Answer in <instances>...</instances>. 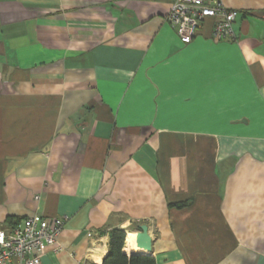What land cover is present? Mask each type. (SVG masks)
<instances>
[{
    "label": "crops",
    "instance_id": "0c3cea01",
    "mask_svg": "<svg viewBox=\"0 0 264 264\" xmlns=\"http://www.w3.org/2000/svg\"><path fill=\"white\" fill-rule=\"evenodd\" d=\"M175 1L0 0V228L68 217L40 264L140 225L156 264H264V0L188 44Z\"/></svg>",
    "mask_w": 264,
    "mask_h": 264
},
{
    "label": "built area",
    "instance_id": "2783aa9c",
    "mask_svg": "<svg viewBox=\"0 0 264 264\" xmlns=\"http://www.w3.org/2000/svg\"><path fill=\"white\" fill-rule=\"evenodd\" d=\"M236 10L226 9L219 0H176L166 17L182 44L197 35L206 20H213L212 37L233 40V24L239 17ZM68 217H28L15 225L0 228V264H40L47 246L52 245Z\"/></svg>",
    "mask_w": 264,
    "mask_h": 264
},
{
    "label": "trees",
    "instance_id": "16d2710c",
    "mask_svg": "<svg viewBox=\"0 0 264 264\" xmlns=\"http://www.w3.org/2000/svg\"><path fill=\"white\" fill-rule=\"evenodd\" d=\"M126 233L123 229H113L110 233L109 248L102 264H156L151 255L124 253Z\"/></svg>",
    "mask_w": 264,
    "mask_h": 264
},
{
    "label": "water",
    "instance_id": "95a60500",
    "mask_svg": "<svg viewBox=\"0 0 264 264\" xmlns=\"http://www.w3.org/2000/svg\"><path fill=\"white\" fill-rule=\"evenodd\" d=\"M135 243L137 248L142 249L144 251L140 254L149 255L151 253L152 241L150 236L148 235L146 225H140L138 227V231L136 232Z\"/></svg>",
    "mask_w": 264,
    "mask_h": 264
},
{
    "label": "bare ground",
    "instance_id": "6f19581e",
    "mask_svg": "<svg viewBox=\"0 0 264 264\" xmlns=\"http://www.w3.org/2000/svg\"><path fill=\"white\" fill-rule=\"evenodd\" d=\"M136 235L134 233H128L125 239L124 252L128 254H140L144 251L136 247L135 243Z\"/></svg>",
    "mask_w": 264,
    "mask_h": 264
}]
</instances>
